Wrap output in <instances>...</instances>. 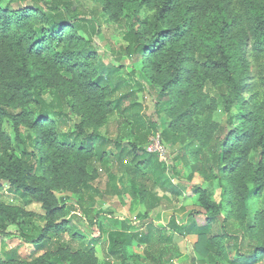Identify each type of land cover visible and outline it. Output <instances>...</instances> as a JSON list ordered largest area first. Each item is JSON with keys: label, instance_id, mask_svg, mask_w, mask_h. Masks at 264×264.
<instances>
[{"label": "trees", "instance_id": "trees-1", "mask_svg": "<svg viewBox=\"0 0 264 264\" xmlns=\"http://www.w3.org/2000/svg\"><path fill=\"white\" fill-rule=\"evenodd\" d=\"M105 16L122 28L128 72L92 62ZM158 133L167 160L145 148ZM103 173L117 184L102 187ZM2 190L22 204L0 195V237L33 249L4 245L0 264H165L177 236L197 237L199 264L264 261V0H0ZM126 196L140 224L107 229L103 201ZM190 197L184 221H154ZM34 202L43 215L25 209Z\"/></svg>", "mask_w": 264, "mask_h": 264}, {"label": "rangeland", "instance_id": "rangeland-1", "mask_svg": "<svg viewBox=\"0 0 264 264\" xmlns=\"http://www.w3.org/2000/svg\"><path fill=\"white\" fill-rule=\"evenodd\" d=\"M24 4V6H29V3L31 0H17ZM85 4L88 7H92L95 5V0H84ZM17 2H14L16 5ZM144 12V11H143ZM101 34L95 38V44L97 46V54L92 59V62L97 61L98 57L102 58L108 65H121L125 64L128 66V69H126V72L129 71V60L127 58V55L125 54V47L127 43L123 40V31L120 27L119 23L113 20H108V16H105L103 18V22L101 23ZM144 104L150 108V114H153V105L155 102V95L149 92V96L147 98H143ZM18 111H21V109H18ZM18 113V112H17ZM30 119V118H29ZM115 117H113L110 121V124L107 127L102 128V131H106L107 129H114ZM165 119V118H164ZM164 119L161 120L163 123ZM215 120L219 121L221 123L225 122V115L218 111L215 113ZM30 122L29 120L26 122ZM12 122L9 119H6L4 123V128L6 131L13 134L12 129ZM73 125V121L71 122ZM27 126L23 125L22 129L25 130ZM110 180L113 185L117 184V178H113L110 176V174L103 173L99 179H97L96 182H99V184L104 187L106 185V182ZM5 189V187H4ZM221 188L218 185V182L215 181L214 184V193L212 199L215 201H219L221 198ZM1 198L10 203H15L17 205H21L22 202L20 199L15 198L12 194H9L6 192V190H2L0 192ZM57 195L61 197V195H64L62 192H57ZM71 199L69 201L71 203L75 202V195L70 194ZM103 207H104V222L107 229H110L113 227V224L110 222V218L112 219H119V220H127L128 222L139 225L140 221L139 218H137L138 212L143 210L142 207H139L136 204L131 205V200L128 196L124 197L123 200L116 199V198H110L108 197L105 201H103ZM195 198L190 197L189 200H187L183 204V208H174V209H161L157 210L153 214V219L158 224H166L172 214H178L181 221H184L186 219L187 213L192 210L194 207ZM258 202L252 203V210L255 212V210L258 208ZM25 209L27 211H30L34 213V215H43L44 211L42 209V206L40 203H31L27 206H25ZM41 223V221H39ZM89 226V225H88ZM92 226L90 225V229L92 230ZM94 227L98 228V225L95 224ZM88 229L84 230V234L86 236V242H89L91 239L96 237V235L88 232ZM105 237L100 238L99 240L103 242ZM197 241L196 236H188V237H176V243L179 246L180 249V255L177 257H173L169 261H167L165 264H199L198 260L203 259L204 257L199 254L195 250V242ZM6 246L7 249L12 248H18L20 253L23 256H27L30 251L33 249V246L26 244L22 242L19 237H0V250ZM101 247H98V250L101 251ZM143 249L142 245H135L130 248L131 253H139ZM207 264H215V263H207ZM221 264H228V263H221ZM259 264H264V261L260 262Z\"/></svg>", "mask_w": 264, "mask_h": 264}, {"label": "built area", "instance_id": "built-area-1", "mask_svg": "<svg viewBox=\"0 0 264 264\" xmlns=\"http://www.w3.org/2000/svg\"><path fill=\"white\" fill-rule=\"evenodd\" d=\"M145 148L148 152L158 155L162 160H167L168 146L163 142L160 133L150 136Z\"/></svg>", "mask_w": 264, "mask_h": 264}]
</instances>
